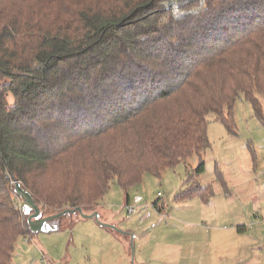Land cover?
Masks as SVG:
<instances>
[{"label": "trees", "instance_id": "1", "mask_svg": "<svg viewBox=\"0 0 264 264\" xmlns=\"http://www.w3.org/2000/svg\"><path fill=\"white\" fill-rule=\"evenodd\" d=\"M258 94L264 0H0V264L33 235L16 183L43 217L94 214L202 156L210 116L236 135L239 99L263 119Z\"/></svg>", "mask_w": 264, "mask_h": 264}, {"label": "rangeland", "instance_id": "2", "mask_svg": "<svg viewBox=\"0 0 264 264\" xmlns=\"http://www.w3.org/2000/svg\"><path fill=\"white\" fill-rule=\"evenodd\" d=\"M257 98L261 105L263 119L257 116L250 102L243 98L236 102L234 108L236 135L230 134L223 124L215 122L213 116L208 118L210 148L202 156L193 155L176 167L165 170L160 176L147 173L144 175L142 183L129 191L121 189L116 182L111 184V190L101 200L97 210L99 212L106 210L113 214V221L118 224V228L115 227L116 233L111 235L115 238L112 245L107 243V240L102 242L103 245H100L98 237H92L90 241H87L90 234L87 224L96 222L95 218L93 221L89 218L90 220L87 222L75 225L78 216L65 215L58 220L61 230L52 233H33L32 239L26 238L27 240L20 238L13 264H102L104 258L106 259L105 263L119 264L122 247L121 243H116L117 240L128 244L129 253L133 259L128 264H133L132 261L138 264V239L135 241L134 234L124 229L134 230L136 217L142 216V213H152L150 209H141L142 206L153 208L152 204L159 201L166 205L165 212L168 213L175 195L177 196L180 190L191 185L210 187L211 196H215L214 203L217 212H225L232 206L250 213H253L254 210L259 211L264 219V95L258 94ZM202 162L205 163V171L198 174L196 170ZM245 193L249 197H246ZM127 195L141 197L144 201L138 206L134 202H130L129 206L126 201ZM231 195L234 196V199L235 196L238 198L236 205L231 204L233 201L232 197L230 198ZM16 199L19 203L22 202L17 194ZM171 200L172 202H170ZM128 206L135 207L134 215L129 216ZM99 212L96 213L99 214ZM101 220L106 221V217L101 215ZM151 221H153L152 225H156L154 217ZM167 221L168 223L165 225L171 228L173 222ZM218 222H221L222 229L233 227L223 220ZM262 223L264 224V220ZM66 226L73 230H65ZM248 228L250 231L244 233L246 235L242 239L244 242L243 251L240 250L242 253L247 252L246 255L241 254L239 257V244L236 243L238 236L235 235L233 239L229 238L225 244L220 246L214 244L209 263L264 264V229L261 230L256 222H251ZM174 230L176 229L174 228ZM125 232L131 234V237L126 236ZM153 232L154 237L162 238L164 236L162 231L153 229ZM175 233L176 231H172L171 228V237L174 241H178L179 237L178 235L174 236ZM37 237H40L42 244ZM43 246L52 251L51 258L54 257L53 259L50 260V257H47V260H44L41 253ZM151 247L149 245V248ZM87 249L92 250L93 258L87 254ZM148 252H145L144 256L155 261L156 258H153L152 251L148 250ZM170 253H172L171 249L168 250L167 256L156 262L174 264L178 257H172ZM220 259H222V263H218Z\"/></svg>", "mask_w": 264, "mask_h": 264}, {"label": "crops", "instance_id": "3", "mask_svg": "<svg viewBox=\"0 0 264 264\" xmlns=\"http://www.w3.org/2000/svg\"><path fill=\"white\" fill-rule=\"evenodd\" d=\"M192 186V185H191ZM191 186L186 189H182L179 191L178 195H175L174 202L171 204V209L168 213L165 212L166 205L160 203L159 206H155V203L152 204L153 208L142 206L141 209L152 211V213H142V216L136 217L135 221V229H124L129 233L134 234L135 241L138 239V264H160L156 262L158 259L162 260L165 256L168 255V250L171 249L172 253L170 256L178 257V260L174 262V264H210L209 259H211L210 255L213 252L214 244H218L219 246L225 244L228 239H233L234 236H238V240L236 243L239 244V257L243 251V238L250 231L251 222H256L258 227L263 230L264 224L263 217L259 211L254 210L253 213L248 212L247 210H242L241 208L230 207L229 210L225 212H217L215 208V196L209 197L207 200L199 199L198 197H194L192 199H180L179 195L181 192L189 189ZM246 197H249L247 193H245ZM130 196V195H129ZM232 197V198H231ZM262 197V196H261ZM260 197V198H261ZM133 196H130V202H134ZM233 203L236 205L238 203V198L231 195L230 196ZM259 198V199H260ZM262 200V199H261ZM144 199H142L143 203ZM129 202V203H130ZM159 202V201H158ZM172 202V200L170 201ZM238 206V205H237ZM97 212H99L97 210ZM101 215L106 217V221L101 220ZM134 215V214H133ZM153 217L156 220V225H152L151 221ZM113 214L104 210V212H99V219L95 222L91 219L92 224H87L88 230L90 232L87 237V241H90L92 237H98L100 240V245H103V241L107 240V243H111L114 241L111 235L115 234V230L106 227L103 224H107L109 226L117 227L118 224L113 221ZM90 219L83 218L78 220L76 224L85 223ZM166 220L172 221V231H176L175 235L179 237L178 241H174L171 237V228L165 224L168 223ZM228 222L233 227L231 229L221 228V221ZM254 220V221H252ZM95 222V223H94ZM207 222V223H206ZM118 228V227H117ZM174 228L176 230H174ZM153 229L162 231L164 236L160 238L159 236H153ZM61 230V229H60ZM66 230V229H65ZM63 230V231H65ZM73 230V228L69 229ZM238 231V232H237ZM53 231H49L46 233H52ZM44 233V232H43ZM126 233V232H125ZM126 233V236L131 237V234ZM219 233H222L221 235ZM173 236V237H174ZM38 241L42 244L40 237ZM116 243L120 244L122 247V252L119 257V264H128L131 261V254L129 253V247L126 242H120L117 240ZM149 245L151 248H149ZM88 248V247H87ZM148 250L152 251L153 258H156L155 261L146 258L145 252ZM241 250V251H240ZM175 251H177L175 253ZM42 257L44 260H47V257L52 256V251L43 246V250H41ZM87 254L93 258V252L90 249H87ZM149 254V252H148ZM233 255V254H232ZM105 258L102 260V264L105 263ZM133 260V259H132ZM220 259L218 263H222ZM135 264V261H132Z\"/></svg>", "mask_w": 264, "mask_h": 264}, {"label": "water", "instance_id": "4", "mask_svg": "<svg viewBox=\"0 0 264 264\" xmlns=\"http://www.w3.org/2000/svg\"><path fill=\"white\" fill-rule=\"evenodd\" d=\"M15 193L23 201V205L25 208V214L29 215L28 223L33 233H41V232L45 233V232L51 231V227L49 223L67 214L79 213L83 219H89V218L91 219L95 218L96 220L99 219L98 213H94L91 215H85L83 214L81 209H77V210L67 209L59 214H55V215L48 216V217H43V214L41 210L38 208V206L35 204V200L33 199L32 195L28 191L23 189V187L19 183H16ZM103 225L115 230L114 226H109L106 224H103Z\"/></svg>", "mask_w": 264, "mask_h": 264}, {"label": "built area", "instance_id": "5", "mask_svg": "<svg viewBox=\"0 0 264 264\" xmlns=\"http://www.w3.org/2000/svg\"><path fill=\"white\" fill-rule=\"evenodd\" d=\"M141 202H142V198L141 197H136L134 199V203H135L136 206L141 204ZM129 206H130V204H129ZM129 206H128V214H129V216H132L135 213V207H133V206L129 207ZM19 208L21 209L22 212H25L24 205L21 204Z\"/></svg>", "mask_w": 264, "mask_h": 264}]
</instances>
